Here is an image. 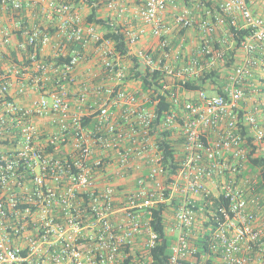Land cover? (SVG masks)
<instances>
[{
	"label": "built area",
	"instance_id": "1",
	"mask_svg": "<svg viewBox=\"0 0 264 264\" xmlns=\"http://www.w3.org/2000/svg\"><path fill=\"white\" fill-rule=\"evenodd\" d=\"M102 1L104 27L82 4L0 0V264H152L154 211L175 199L169 264H264V192L248 159L264 148L263 109L244 89L264 18L251 0ZM138 71L158 74L148 90L129 79ZM215 71L224 94L180 87ZM215 200L199 256L190 238Z\"/></svg>",
	"mask_w": 264,
	"mask_h": 264
},
{
	"label": "trees",
	"instance_id": "2",
	"mask_svg": "<svg viewBox=\"0 0 264 264\" xmlns=\"http://www.w3.org/2000/svg\"><path fill=\"white\" fill-rule=\"evenodd\" d=\"M66 1L76 4H82L90 7L91 13L87 17L88 23H96L104 27L105 22L99 17L101 14L99 10L103 6H105L104 1L102 0H66ZM249 33L250 31L247 29L238 32L237 36L235 37V41L238 44L236 46L237 49L239 47V43L242 40H244L246 36L249 35ZM108 37L113 38L118 42V46H117L118 50L120 51V53H123L124 44L121 43L123 37L121 35L117 36L115 34H110ZM235 57H236L235 51L231 55L227 56L226 66L228 69H232V66L235 64ZM258 58L260 59V57ZM254 71L255 74H258L257 76L259 78H257L256 80L255 77V81L251 80L248 84H245L244 89L246 92H250L253 90V86H255L256 89H258L259 94L262 95V99H264V56H261L260 65ZM157 76L158 74L144 75L138 71L135 73L133 72V76H131L129 79L140 80L143 83L142 85L143 90H148L154 84L150 82V79L151 78L156 79ZM225 84L226 82H225V78L223 77V72L221 73L219 71H215L210 73L206 72L201 76H199V78L197 79L181 81L180 87L182 88V90H188L190 92L207 90L210 87H212V89L218 94H224L223 90ZM162 99H163V103L158 107L157 110L159 115L162 113V111L166 110L169 107V104L166 103L167 102L166 98H162ZM260 101L261 99L259 100V103ZM248 159H249L250 170L259 171L257 185L259 191L263 192L264 191V148H262V146L259 147L252 146V149L249 152ZM178 202L179 199H175L173 200L171 206H168L167 204H163L159 207L158 210L154 211L152 225L154 231L158 234L159 240L157 242L156 247L150 251V258L152 264H169V260L171 257V248L174 243V238H171L166 231V227H165L166 212L169 210V207L177 208ZM225 205H228V203L225 202ZM219 207H220L219 202L215 200V203L212 206L205 207V209L202 212H200L198 215V219L202 221L203 224L196 225V231L195 234H193L192 237L190 238V244L198 249L199 256L210 254L209 242H210V236L216 227L215 218L216 216L221 218V214L218 211ZM213 214H215V218L212 216Z\"/></svg>",
	"mask_w": 264,
	"mask_h": 264
},
{
	"label": "crops",
	"instance_id": "3",
	"mask_svg": "<svg viewBox=\"0 0 264 264\" xmlns=\"http://www.w3.org/2000/svg\"><path fill=\"white\" fill-rule=\"evenodd\" d=\"M58 1H66V0H58ZM252 1V8H253V10H254V12L257 14V15H259L260 17H262V18H264V0H251ZM82 11H83V13L88 17V15L91 13V8L90 7H88V6H84L83 7V9H82ZM99 12L101 13L100 14V19L101 18H106V17H108L109 16V12H108V10L106 9V7L105 6H103L100 10H99ZM244 56H245V54L242 52V51H239L238 52V54H237V57L239 58V61H243L244 60ZM261 56H264V53H258L257 54V57H260V59H261ZM262 62V61H261ZM83 68H81V73L83 72ZM254 77H256V78H259L257 75H255V71L253 72V75H252V81H255L254 79ZM254 78V79H253ZM261 108H264V107H262L261 106ZM260 119L262 120V121H264V112L262 111V114H260ZM256 213H257V215H258V217H259V220L261 219V217H263V215H264V211L263 210H258V211H256ZM257 228H260V229H262L263 231H264V227H263V225L261 224V223H257L256 225H255Z\"/></svg>",
	"mask_w": 264,
	"mask_h": 264
},
{
	"label": "rangeland",
	"instance_id": "4",
	"mask_svg": "<svg viewBox=\"0 0 264 264\" xmlns=\"http://www.w3.org/2000/svg\"><path fill=\"white\" fill-rule=\"evenodd\" d=\"M255 75H258V74H255ZM255 78V77H254ZM253 78V79H254ZM255 80V79H254ZM256 80H257V78H256ZM208 92H209V94L210 95H212L213 94V92H211V89L209 88L208 89ZM260 95V94H259ZM251 99H253V100H251ZM250 100H249V102H248V106H252V105H255L256 104V102H255V100H257L258 101V99L260 100L261 99V101H260V104L262 105V102H263V100L264 99H262V95H260L259 97H253V98H251ZM262 107H264V102H263V105H262ZM263 109V111H264V108H262ZM264 192V191H263ZM198 224H200V225H202L203 223H202V221H199V223Z\"/></svg>",
	"mask_w": 264,
	"mask_h": 264
}]
</instances>
